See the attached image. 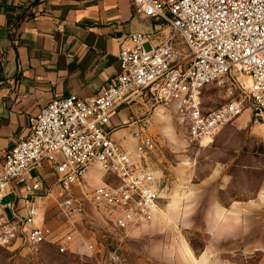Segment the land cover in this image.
Listing matches in <instances>:
<instances>
[{
	"label": "built area",
	"instance_id": "2783aa9c",
	"mask_svg": "<svg viewBox=\"0 0 264 264\" xmlns=\"http://www.w3.org/2000/svg\"><path fill=\"white\" fill-rule=\"evenodd\" d=\"M131 1L144 17L167 22V36L154 43L141 33L128 35L117 56L119 73L110 83L88 99L55 97L30 119L28 134L2 157L0 251L42 244L54 245L60 254L69 251L72 233L47 226L50 198L59 225L86 220L88 207L117 230L154 219L162 195L160 179L146 161L157 151L152 119L143 114L111 125L119 108L143 95L173 107L194 144L213 138L245 112L252 124L264 122V0ZM224 79L230 81L226 100L206 109L201 92ZM126 127L127 136L113 138ZM43 167L53 173L52 185L43 181ZM94 168L102 176L87 189Z\"/></svg>",
	"mask_w": 264,
	"mask_h": 264
},
{
	"label": "crops",
	"instance_id": "0c3cea01",
	"mask_svg": "<svg viewBox=\"0 0 264 264\" xmlns=\"http://www.w3.org/2000/svg\"><path fill=\"white\" fill-rule=\"evenodd\" d=\"M158 20L144 17L131 0H0V171L4 153L28 134L30 119L55 97L88 99L98 93L118 75L117 56L121 44L128 43L127 36L141 33L151 39L163 26ZM142 28L150 33L144 34ZM116 116L111 117L113 127L129 120ZM249 122L247 112L235 124L243 129ZM252 125L259 126L254 132L263 137L264 159V124ZM230 130L224 127L214 137L220 151ZM123 136L126 131L113 134L116 140ZM258 161L240 166L262 173L254 189L239 198L231 194L230 171L237 167L232 156L213 166L182 201L160 208L147 228L157 231L169 225L163 221L165 213L177 208L182 223L202 225L210 239L196 256L198 264H235L232 257L238 252L264 254V162ZM42 170L43 181L52 185L53 173L47 167ZM47 226L58 232L69 230L68 225ZM184 251L191 258L190 251ZM164 252L159 259L168 262Z\"/></svg>",
	"mask_w": 264,
	"mask_h": 264
},
{
	"label": "rangeland",
	"instance_id": "374dc122",
	"mask_svg": "<svg viewBox=\"0 0 264 264\" xmlns=\"http://www.w3.org/2000/svg\"><path fill=\"white\" fill-rule=\"evenodd\" d=\"M159 21L163 26L150 36L151 40L156 42L161 41L169 32L168 23ZM140 31L144 34L150 33L144 28ZM228 86L230 81L224 79L222 83H212L205 87L201 92L202 105L206 109H214L221 105L226 100ZM237 91L238 89L235 90ZM135 101L119 108L115 119L120 120L122 115L132 120L139 115H150L157 151L146 161L160 179L161 209L173 200L177 199L178 203L182 201L185 193L194 184L210 175L214 167L232 156L237 167L231 168L230 171L234 178L231 194L239 198L243 193L254 189L256 183L261 180L260 171L254 173L240 167L255 164L256 158H259V163L264 162L263 137L257 136L254 132L259 126H253L252 122H249L245 128L239 129L236 127V120L225 126L231 130L225 136V145L222 146L224 149L220 151L215 146V136L207 145L190 143L173 107L155 105L151 98L144 95ZM130 129L126 127L120 131L128 132ZM91 174L92 177L86 183L87 189L97 185L102 176L98 168H94ZM51 191L54 196L57 195L55 187H52ZM79 192L80 190L77 193ZM88 213L90 217L86 220L75 221L72 225L66 223L69 227L68 232L74 236V242L66 253H58L56 247L50 244L37 247L13 245L0 251V264H172V262L198 264L196 256L210 240L202 225L198 227L182 223L183 215L177 208L165 213L163 221L169 225H162L157 231L149 230L147 225L124 231L117 230L103 225L90 207ZM45 219L48 225H59L62 222L56 215L54 201L51 198L46 202ZM89 245L93 248L89 249ZM185 248L190 251L191 258L185 255ZM159 249L161 253L166 251L168 262L160 261ZM113 255L119 256V260L113 261ZM232 260L236 262L235 264H264V254L238 252Z\"/></svg>",
	"mask_w": 264,
	"mask_h": 264
},
{
	"label": "bare ground",
	"instance_id": "6f19581e",
	"mask_svg": "<svg viewBox=\"0 0 264 264\" xmlns=\"http://www.w3.org/2000/svg\"><path fill=\"white\" fill-rule=\"evenodd\" d=\"M244 81H246V80H244ZM209 140H211V139L210 138H204L201 140L200 144L202 143L203 145H205V144L209 143ZM127 143L129 144V142H127Z\"/></svg>",
	"mask_w": 264,
	"mask_h": 264
}]
</instances>
